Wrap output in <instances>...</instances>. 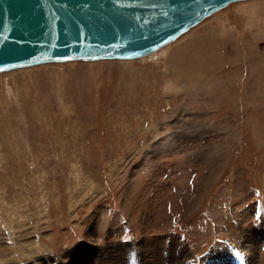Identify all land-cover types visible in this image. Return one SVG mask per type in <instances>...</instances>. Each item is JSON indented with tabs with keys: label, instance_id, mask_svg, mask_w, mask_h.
<instances>
[{
	"label": "rangeland",
	"instance_id": "374dc122",
	"mask_svg": "<svg viewBox=\"0 0 264 264\" xmlns=\"http://www.w3.org/2000/svg\"><path fill=\"white\" fill-rule=\"evenodd\" d=\"M243 4L155 56L0 74V264H264V32Z\"/></svg>",
	"mask_w": 264,
	"mask_h": 264
},
{
	"label": "water",
	"instance_id": "95a60500",
	"mask_svg": "<svg viewBox=\"0 0 264 264\" xmlns=\"http://www.w3.org/2000/svg\"><path fill=\"white\" fill-rule=\"evenodd\" d=\"M243 0H0V74L150 56Z\"/></svg>",
	"mask_w": 264,
	"mask_h": 264
},
{
	"label": "clouds",
	"instance_id": "9594fccd",
	"mask_svg": "<svg viewBox=\"0 0 264 264\" xmlns=\"http://www.w3.org/2000/svg\"><path fill=\"white\" fill-rule=\"evenodd\" d=\"M243 10L245 16L244 30L247 32H264V0H245L236 11Z\"/></svg>",
	"mask_w": 264,
	"mask_h": 264
},
{
	"label": "bare ground",
	"instance_id": "6f19581e",
	"mask_svg": "<svg viewBox=\"0 0 264 264\" xmlns=\"http://www.w3.org/2000/svg\"><path fill=\"white\" fill-rule=\"evenodd\" d=\"M240 2H245V0L240 1ZM240 2H234V3H232V4H236V3H240ZM232 4H230V5H232ZM230 5H228V6H230ZM228 6L225 7L224 9L228 8ZM224 9H222V10H220V11H223ZM220 11H218V12H220ZM218 12L212 14L210 17H212L213 15L217 14ZM210 17H208V18H210ZM208 18H206V19H208ZM206 19H204L200 24H202ZM200 24H198L197 26H199ZM197 26H195L194 28H196ZM194 28H192V29H194ZM192 29H190L188 32H186V33L183 34L182 36H180V37H179L178 39H176L174 42H176V41L179 40L181 37H183L184 35H186L187 33H189ZM174 42H172V43H174ZM172 43H170V44H172ZM170 44H168V45H170ZM168 45H166V46L160 48V49L157 50L156 52L152 53L150 56H155L156 53H158L159 51H161L162 49H164V48L167 47ZM150 56H148V57H150ZM145 58H147V57H145ZM142 59H143V58H142Z\"/></svg>",
	"mask_w": 264,
	"mask_h": 264
}]
</instances>
